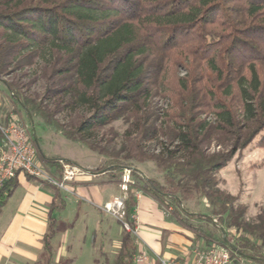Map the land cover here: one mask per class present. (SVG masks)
I'll return each instance as SVG.
<instances>
[{
  "label": "trees",
  "instance_id": "1",
  "mask_svg": "<svg viewBox=\"0 0 264 264\" xmlns=\"http://www.w3.org/2000/svg\"><path fill=\"white\" fill-rule=\"evenodd\" d=\"M0 80L29 122L104 158L97 171L109 167L122 177L125 168L155 166L163 183L131 171L132 226L141 190L185 222L213 225L219 236L207 238L233 259L264 264V208L249 220L247 205L220 189L218 178L258 136L264 145V0H0ZM39 82L41 90H32ZM117 121L126 126L114 133L119 150L100 138ZM41 159L61 175L62 162ZM17 177L0 190V213ZM29 178L55 194L44 241L52 264L53 215L65 201L53 184ZM193 200H205L209 214H189ZM136 252L135 237L123 231L104 263L133 264Z\"/></svg>",
  "mask_w": 264,
  "mask_h": 264
},
{
  "label": "crops",
  "instance_id": "2",
  "mask_svg": "<svg viewBox=\"0 0 264 264\" xmlns=\"http://www.w3.org/2000/svg\"><path fill=\"white\" fill-rule=\"evenodd\" d=\"M0 83L5 85L1 80ZM5 99L2 89H0V153L4 145L1 127H6L7 123L9 124L11 121L7 122L6 115L8 111L6 109L8 108L4 103ZM10 102L12 105L10 107L12 110L10 114L11 119L13 117L23 118L22 112H19L18 107L11 99ZM25 120V123L32 133H34L35 130L26 116ZM37 150L39 152L37 155L38 162L48 166L41 159V157L48 156L41 154L38 144ZM48 158H57L60 162L73 163V161H68L58 155H52ZM103 162L104 160H102V163L98 167H87L86 170L90 173L82 176L79 181L73 182L69 192L61 191L65 201V208L53 215L55 218L54 228L57 219L66 213L70 204L75 203L71 201L70 197H64V193L77 198L83 196L91 202L98 204L97 206L93 205V207L100 211L103 210L99 209L98 206H106L118 197L121 175L112 172L109 167L104 172H92V170H98ZM52 171L54 172V169ZM105 173L110 174L112 178H116L109 184L108 190H106L105 184L97 181L100 175H104ZM88 177L96 180H90ZM16 181L18 185L0 213V264H26L25 260L27 259H34L36 261L42 259L43 264H47L44 241L50 233L52 223L50 206L54 201L55 194L50 187L39 185L23 173L19 174ZM169 208H172V211H169ZM132 213L136 218L135 227L138 229V234L133 235L137 246V252L132 259L133 264H137L134 259L137 255L141 254H146L149 258L144 264H160L161 259L178 260L182 264H192L196 249L208 250L213 247V243L207 238V236L215 232L213 225L197 219L185 222L174 216L173 206L162 205L153 196L141 190H137L136 192V207ZM193 214L196 215L195 213ZM186 225H189V227H186ZM196 225L205 228L204 234L193 230V228L198 227ZM123 231L120 233L119 240L113 245L114 253L112 256H105L100 248H97L104 255L103 264H105L106 259L112 260L119 250ZM55 236L50 242L52 252ZM245 264L248 263L245 262ZM250 264L261 263L250 261Z\"/></svg>",
  "mask_w": 264,
  "mask_h": 264
},
{
  "label": "rangeland",
  "instance_id": "3",
  "mask_svg": "<svg viewBox=\"0 0 264 264\" xmlns=\"http://www.w3.org/2000/svg\"><path fill=\"white\" fill-rule=\"evenodd\" d=\"M40 66H42V62L38 60L37 65L31 71H38ZM179 74L183 75L184 72L181 70ZM41 88L42 84L39 82L33 86L32 90L39 91ZM0 89H2L3 95L6 98L4 103L8 108L6 109L8 111L7 114H11L12 110L10 107L12 105L10 102V93L7 87L2 83H0ZM153 101L158 108L166 107L163 100L159 98H155ZM22 117L23 118L20 117V119H23L22 122L28 126L25 123L26 120L23 112ZM66 117V114L58 116L62 122L66 121ZM34 127L35 134L39 138L38 146L41 154H46L48 157L52 155L61 156L68 161H73V163L85 170L87 167H98V165L102 163V160L105 161V159H102V157L89 150L87 147L66 140L53 128L45 127L38 121L35 122ZM125 129L126 126L123 122L117 121L110 127L102 129L100 138L104 137L105 140L113 139L112 141L114 143L110 145L119 150L122 146V141L121 138L115 137L114 133L122 134ZM260 140L261 135L256 138L248 149L237 154L228 166L220 172L218 177L220 189L226 190L234 196H239L241 202L247 205V218L249 220L256 216L260 208H264V145L258 144ZM137 167L146 177L153 178L160 183L164 182L162 175L156 170L152 163L138 165ZM92 172H97V170H92ZM113 177L115 176L113 175ZM80 178L81 177L77 178L73 182L79 181ZM88 178H90V180H96L92 177ZM115 179L116 178H112L110 174L105 173L104 175H100L97 181L105 184V188L108 190L107 187ZM73 182L68 184L69 190ZM134 183L135 179L131 178L130 186H133ZM119 195L120 192L118 196ZM65 196L67 198L70 197L71 201L75 203L70 204L66 213L62 214L61 217L57 219L54 228L56 236L53 240L52 264H63L66 261H69L68 264H97V261L99 264H103L105 258H103L104 255L102 252L105 256H112L114 253L113 245L119 240L120 233L123 231L122 224L104 211L94 208L93 205L97 206L98 204L91 202L83 196L77 198L64 193V197ZM98 207L103 210L105 205ZM187 208L190 211L189 214H209V207L205 200L190 201L187 203ZM186 221L189 222V219ZM215 221L217 222V220ZM204 229L203 227V230ZM199 231L200 229H198V232ZM214 233L212 234L216 237L219 236L216 231ZM97 248H100L102 252L97 250ZM246 262L250 264V261L247 260ZM25 263L43 264V260L38 259L36 261L34 259H27Z\"/></svg>",
  "mask_w": 264,
  "mask_h": 264
},
{
  "label": "built area",
  "instance_id": "4",
  "mask_svg": "<svg viewBox=\"0 0 264 264\" xmlns=\"http://www.w3.org/2000/svg\"><path fill=\"white\" fill-rule=\"evenodd\" d=\"M1 133L4 136V145L0 153V190L7 181L23 173L36 180L49 182L61 191L69 192L68 184L90 173L76 164L62 162V172L59 176L48 166L39 163L33 145L34 134L20 117H13L6 127H1ZM131 178V169L125 168L119 185L120 195L107 204L103 211L118 220L125 232L135 236L138 229L127 221L126 210ZM169 211H172V208H169ZM132 219L136 224L135 216H132ZM213 222L217 223L215 220ZM148 259L146 254H141L137 255L134 261L137 264H144ZM160 264L182 263L178 260L161 259ZM192 264H245V262L233 259L230 250L213 246L208 250L196 249Z\"/></svg>",
  "mask_w": 264,
  "mask_h": 264
},
{
  "label": "water",
  "instance_id": "5",
  "mask_svg": "<svg viewBox=\"0 0 264 264\" xmlns=\"http://www.w3.org/2000/svg\"><path fill=\"white\" fill-rule=\"evenodd\" d=\"M30 123H31V125H32V128L35 130L34 122H33V119H32L31 116H30ZM33 134H34V140H37V136H36L35 132H34ZM130 169H131V171H132V170L137 171V172H138L143 178H147V177L144 175V173H143L142 171H140L139 169H136V168H130ZM181 207H182V209H184L183 206H181ZM219 229H220V231H221V234H222L223 238H226V234H225L224 229H222L221 227H219ZM230 247L233 248V246H232L231 244H230Z\"/></svg>",
  "mask_w": 264,
  "mask_h": 264
}]
</instances>
